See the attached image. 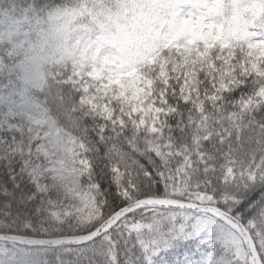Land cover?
I'll list each match as a JSON object with an SVG mask.
<instances>
[{"label": "snow or ice", "instance_id": "snow-or-ice-1", "mask_svg": "<svg viewBox=\"0 0 264 264\" xmlns=\"http://www.w3.org/2000/svg\"><path fill=\"white\" fill-rule=\"evenodd\" d=\"M182 2L29 0L119 55L69 51L42 99L0 95V264H264V0L181 41L208 27Z\"/></svg>", "mask_w": 264, "mask_h": 264}, {"label": "trees", "instance_id": "trees-1", "mask_svg": "<svg viewBox=\"0 0 264 264\" xmlns=\"http://www.w3.org/2000/svg\"><path fill=\"white\" fill-rule=\"evenodd\" d=\"M29 0H0V64H3V69L0 70V95L7 97L10 93L13 94V99L23 103L27 100H40L43 98V93L51 82V73L43 77V81L39 84L35 80L28 82L25 79H21L22 73L21 60L23 59L22 52H13V45L20 39H25L23 31L18 34H13L12 29L15 23L23 18L30 16L31 12L26 10ZM93 3H103L105 5H111L115 3V0H89V6ZM207 0H184L179 6L178 11L183 15H190L193 11H198L207 6ZM215 13L222 20L224 30L228 28L229 22L232 21L236 15H241L244 12V0H216ZM251 22L250 18L245 16ZM81 28L79 30L87 31L93 38L99 33V29L92 22L88 16L80 17L78 20ZM258 28L264 29V19L255 21ZM28 25H24L27 28ZM184 30H180L179 33ZM194 40H199L202 37L193 35ZM236 42L235 35L232 37ZM108 46L107 44H103ZM48 67V65H45ZM56 67H53V69ZM9 69H14L9 72ZM52 72V71H51ZM9 79L12 84L9 86ZM20 93H23L21 96ZM59 254L64 261V264H90V256H80L79 253L73 249L72 251L58 250ZM56 252L48 251L45 256V250H38L36 254L37 260L44 261V264H55L54 256Z\"/></svg>", "mask_w": 264, "mask_h": 264}, {"label": "clouds", "instance_id": "clouds-1", "mask_svg": "<svg viewBox=\"0 0 264 264\" xmlns=\"http://www.w3.org/2000/svg\"><path fill=\"white\" fill-rule=\"evenodd\" d=\"M53 5L66 4L73 6L77 0H48ZM79 16H54L48 17L47 13L37 16L31 13L15 23L12 32L18 34L23 31L25 39L22 40L15 51L22 52L20 71L21 79L26 82L35 80L37 84L43 81V77L49 75L53 67H63L68 61V52L79 49L83 51L88 43L87 33L78 31L81 28L78 23ZM24 25H28L24 28ZM83 40L84 44L79 41ZM111 55L118 56V52ZM48 65V67H45Z\"/></svg>", "mask_w": 264, "mask_h": 264}, {"label": "rangeland", "instance_id": "rangeland-1", "mask_svg": "<svg viewBox=\"0 0 264 264\" xmlns=\"http://www.w3.org/2000/svg\"><path fill=\"white\" fill-rule=\"evenodd\" d=\"M207 6L205 8H202L198 11H193L190 13V16H192L194 21H198L200 24H205L208 25L207 28L201 29V30H196L192 29L190 32L184 30L183 32L179 33L177 38L181 41L185 39H192L194 40L193 35H198L200 36V31H204L206 35H209L212 32H215L219 36H226L227 32L224 30L222 20L217 16L215 13V8H216V0H207ZM185 27H190V26H185ZM87 33V36L89 37V41L87 44L84 46V50L89 48L90 46V54H97L100 56H105V55H111V53L115 52L114 49H111L109 46H105L103 44H96L95 43V38L92 37L87 31L84 30H79ZM232 39V38H231ZM23 39L18 40L14 45L13 49L11 50V53L15 52V49L17 48V45L22 41ZM233 40V39H232ZM234 41V40H233ZM80 44H84V41L81 40L79 41Z\"/></svg>", "mask_w": 264, "mask_h": 264}]
</instances>
